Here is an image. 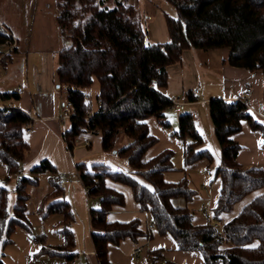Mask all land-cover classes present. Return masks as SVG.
I'll return each mask as SVG.
<instances>
[{
	"label": "trees",
	"instance_id": "obj_1",
	"mask_svg": "<svg viewBox=\"0 0 264 264\" xmlns=\"http://www.w3.org/2000/svg\"><path fill=\"white\" fill-rule=\"evenodd\" d=\"M107 1L55 0L56 23L64 44L56 52L54 76L58 88L66 87L65 98L73 108L70 127L63 132L67 148L71 149L73 138L82 131L94 132L101 137L102 152L114 151L128 166V171H114L103 164L89 170L82 163L76 164L77 177L87 196L98 201L97 208L89 211L90 238L98 264H110L106 257L108 243L118 244L124 238L135 240L142 234L136 218L127 222L106 221L111 207L124 202L120 192L105 186L106 178L130 187L134 202L149 215L157 234H169L178 250L198 251L202 256L200 264H264V192L219 227L211 221L196 225L187 206L172 205L175 198L190 202L195 195L188 186L186 169L199 161L209 165L212 160L208 151H196L202 138L188 111L178 113L177 129L170 132L182 142L184 176L174 182L164 179L163 174L173 170L171 150L144 158L146 150L156 142L148 132L146 118L154 117L160 126L169 127L164 111L170 101L161 88L167 81L166 67L180 62L183 50L205 52L225 48L229 66L264 73V0H164L174 9L175 16L164 15L167 41L153 43L146 40L132 4L113 0V6L108 7ZM7 38L0 31V43ZM10 54L0 58V64ZM94 81L97 107L90 113V100L84 101L82 93ZM0 97L13 100L18 94L2 92ZM262 101L264 115V92ZM207 105L220 149L219 164L214 171L220 187L212 209L217 221L221 213L231 211L243 196L264 187V168L239 165L236 162L239 145L232 139L240 131L242 121L252 130L264 133V128L248 112L247 101L211 98ZM29 122L30 118L16 106L0 110V164L15 179L12 199L6 187L10 178L0 182V248L11 243L10 234L16 227L29 230L26 188L38 182L20 169L27 150L24 127ZM120 137L126 142L118 144ZM54 172V166L46 159L30 170V174ZM48 182L50 189L42 197V202L47 203L37 211L41 215L63 216L59 231L64 241L56 250L40 251L60 257V264H72L73 237L67 227L72 216L68 203L59 197L62 191L56 178L51 176ZM150 236L147 233L146 237ZM253 241L257 244L252 247ZM222 245L226 247L221 248ZM162 259L160 251L150 252L148 264H176Z\"/></svg>",
	"mask_w": 264,
	"mask_h": 264
},
{
	"label": "crops",
	"instance_id": "obj_2",
	"mask_svg": "<svg viewBox=\"0 0 264 264\" xmlns=\"http://www.w3.org/2000/svg\"><path fill=\"white\" fill-rule=\"evenodd\" d=\"M123 1L136 8L140 24L144 22L145 28L149 26V29L146 28L149 34L147 38L149 43L167 41L168 35L164 19L166 12L163 4H155V0ZM106 3L113 6L114 1L109 0ZM137 6L140 7V14ZM0 25L7 29L16 40L14 51L3 64H0V67L4 69L5 78L8 79L7 86L0 88V93L16 92L18 98L11 100L12 107H18L30 118V129L23 136L27 150L20 163L21 173L37 178V185L28 186L30 188L40 186L42 176H46L48 183L35 208L36 214L42 219H46L49 215H41L37 209L47 203L46 201L42 202V197L50 189L48 178L53 176L58 180H68L62 190L61 198L70 206H84L89 222V211L96 209L98 202L90 203L89 199L95 197L87 196L86 189L77 177L76 164L82 163L88 170L98 164H103L114 171H128V166L124 159L115 155L114 151L109 154L103 153L101 137L94 132L82 131L73 138L75 141H72L71 149L67 148L63 132L69 129L70 121H62L59 118V107L65 95L62 91H58V84L54 76L56 52L64 44L56 23L55 0H0ZM142 25L144 26V24ZM201 52L193 48L185 49L182 51L180 62L166 67L167 81L165 87L161 88V93L166 97L176 95L186 101L184 110L190 113L194 127L202 138V143L196 148V151L206 150L212 157L209 165H206L205 161H199L186 169V172L197 171V175L199 174L202 179L208 181V188H202L207 193V200L201 202L196 210L189 208L193 215V223L201 225L211 221L219 227L236 216L242 207L255 196L264 192V187L246 194L233 204L231 211L221 213L219 219L214 220L212 209L215 206L220 187V180L214 177V171L219 164L220 149L214 137L207 102L211 98L232 101L245 87H250L252 92L247 99L248 112L264 128L262 101L264 73L229 66L226 63L228 50L225 48ZM7 67L10 75L7 74ZM197 81L201 82V89L195 96L191 90ZM95 87L97 90V85ZM187 97H190L191 100H188ZM96 107L97 103L90 109V113L95 111ZM177 116L178 114L172 113L169 109L164 111V118L169 123L167 129L160 126L154 117H148L145 120L148 132L156 138V142L146 150L144 158L149 159L163 150H171L173 153L171 157L173 170L163 174L166 181H173V176L169 178L166 173L170 174L169 172L176 169L175 156L177 154L183 156L182 142L170 133L177 129ZM232 139L239 145L236 155V162L239 165L264 168L263 132L250 129L248 124L242 121L240 131L233 134ZM125 142L126 139L120 137L118 144ZM45 159L54 166L55 172L30 174V170ZM183 167L184 164L180 170ZM5 178H10L6 187L12 195L15 179L8 175L4 166L0 164V182H3ZM137 180L148 187L141 179L137 178ZM104 184L106 187L120 192L124 200L123 205L111 207L106 214V221L127 222L136 218L138 228L142 232L135 240L124 238L118 244L108 243L106 257L110 264H148L149 253L156 250L160 251L161 256L167 262L176 264L202 263V256L198 251L178 250L169 234L159 235L155 229H148L150 217L146 212L139 210L133 200L130 187L108 178L104 180ZM29 201L30 197L27 201V209ZM187 203L189 202H185L182 198L172 200V205L176 207L187 206ZM73 221L76 219L72 217ZM54 227L56 228V226ZM31 229L26 230L30 234H34H31L30 240L35 244H41L40 248L31 254V259L30 256L23 258L25 262L28 261L29 264H60L62 262L60 257L40 251L41 248L56 250L60 245L45 244L47 234L44 228H37L36 232L33 228ZM56 231L60 233L64 241L62 233ZM147 233H151L150 238L146 237ZM73 235L74 243L71 252L74 257L78 255V261L81 264H98L92 248L89 223L87 230L83 228L81 235L78 236L75 229H73ZM256 244L257 241H253L250 246L253 247ZM135 247L141 249L136 257L132 255ZM220 247L223 248L226 245ZM2 249L3 247L0 248L1 256L3 255ZM20 255L23 257L25 254L21 253ZM19 258L20 256H18L16 264H19Z\"/></svg>",
	"mask_w": 264,
	"mask_h": 264
},
{
	"label": "rangeland",
	"instance_id": "obj_3",
	"mask_svg": "<svg viewBox=\"0 0 264 264\" xmlns=\"http://www.w3.org/2000/svg\"><path fill=\"white\" fill-rule=\"evenodd\" d=\"M162 1L164 0H155L154 3L163 4L164 6L163 8L165 9L166 14L168 15L171 14L170 16H175L174 9L167 2L165 1L162 2ZM107 6L111 7V5L109 4H107ZM137 9H138V13L140 14L141 12L140 7L137 6ZM145 19L146 17L144 18V20ZM142 24H144V26ZM142 24L141 25L145 31L146 40H147L149 34L146 28L149 29V26L145 28L146 26L145 23L143 22ZM150 25L152 26V24ZM8 33L11 35L10 32ZM201 53H204V52H201ZM204 55L207 56L208 54H204ZM6 69H7V74L10 75L9 68L7 67ZM3 71L4 69L0 67V88H2L3 86H7L8 84L7 82L8 79L5 78ZM95 85H97L96 81H94L93 85H91L85 91L87 95L89 96L91 108H93L96 105L95 94L97 90H96ZM174 159H175L176 169L174 171L169 172L170 174L166 173V175L169 178L173 176L172 180L177 181L184 176L183 172L180 170L183 164V156L181 154H177ZM185 177L188 181V186L195 191L194 197L189 203H187V206L188 208H192L196 210L201 202H204L205 200H207V197H208L207 193L202 188L203 187L208 188L207 186L208 181H205L204 179H202V177L199 174L197 175V171L186 172ZM41 179H42L41 180L42 182L40 183V186L35 187V188L28 187V190H27L29 193V197H30L28 209L26 210L27 212L26 217L30 224L29 229L33 228V230H35L34 232H36L37 228H40V227L44 228L45 233L47 234V241L45 242V244L46 245L56 244L55 246H58L63 243V238L60 235V233H58L56 230L59 231L63 227L62 225L64 221L63 216L59 213H51L47 215L46 219L44 218L42 219L40 216L36 214V211H35V208L38 205L41 195L44 192L45 187L48 185L46 181V176H42ZM11 197L12 195L9 193V198L11 199ZM59 197H61V194ZM89 201L91 204L92 203L96 204L98 202L96 198H90ZM68 208L70 210L71 216L74 219H76V221H73V222L71 219L67 224L68 229L72 233L73 243H74L73 229L77 231V234L79 236L82 234L83 228L87 230L89 222L87 220V214H86L84 206L68 205ZM54 226H56V228ZM31 234L22 228L16 227L14 231L10 234L11 243L6 244L2 249L3 255L2 256L0 255L1 261L4 264L5 263L6 264H16L18 256H20L19 264H29L28 261L25 262L24 260L25 256H30L29 258L31 259V254H33L34 251H37L40 248L39 245L41 244V243L40 244L33 243L30 239H31V236L34 234L32 235ZM21 253H24L25 255L21 257L20 255Z\"/></svg>",
	"mask_w": 264,
	"mask_h": 264
},
{
	"label": "built area",
	"instance_id": "obj_4",
	"mask_svg": "<svg viewBox=\"0 0 264 264\" xmlns=\"http://www.w3.org/2000/svg\"><path fill=\"white\" fill-rule=\"evenodd\" d=\"M0 31L3 32L5 35H8L9 38L5 39L2 43H0V58L10 54L13 49L15 48L16 45V40L8 33L7 29H5L3 26H0ZM152 85H155V81H152ZM201 89V82L197 81L194 85V87L192 88L191 92L193 95H198ZM65 90L66 87L62 86V88H58V91H62L65 95ZM251 88L250 87H245L244 90L235 98V99H239L242 101H247V99L249 98V96L251 95ZM82 97L84 101H88L89 100V96L87 95L86 92L82 93ZM170 104H169V110L172 113L178 114L180 112H182L185 108L186 105V101L183 100L181 97L179 96H172V97H168ZM98 101V100H97ZM12 107V103H11V99H7V100H3L0 97V110H7L9 108ZM73 114V108L72 105L70 103L69 100H67L64 97V100L62 101V103L60 104L59 107V118L62 121H69L70 117ZM30 129V122L27 123V125H25L24 127V131L27 132ZM75 141V139L73 140ZM57 180V186L58 188L62 191L64 189V186L66 183H68L67 179H56ZM215 225L217 226V224L215 223ZM148 229L152 228V223L150 222L147 225ZM141 251L140 247H135L132 251V255L133 256H137L138 253ZM162 262H165V259L161 260ZM73 264H81L78 261V255H76L73 259Z\"/></svg>",
	"mask_w": 264,
	"mask_h": 264
}]
</instances>
